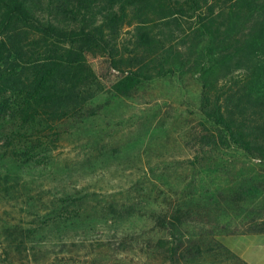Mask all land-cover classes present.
Segmentation results:
<instances>
[{"label": "trees", "instance_id": "obj_1", "mask_svg": "<svg viewBox=\"0 0 264 264\" xmlns=\"http://www.w3.org/2000/svg\"><path fill=\"white\" fill-rule=\"evenodd\" d=\"M258 17H264V0H0V97L17 98L10 107L0 105V264H54L55 256L33 252L45 234L58 237L98 217L115 223L116 216L135 210L130 200L152 195L149 188L135 190L134 199L107 194L99 187L102 176L90 181L94 189L62 188L52 201L38 190L66 174L72 161L62 157V148L72 139L83 147L86 169L114 149L105 127H84L97 113L92 102L101 92L85 55L94 48L115 55L110 66L117 76L109 87L114 99L130 98L143 83L205 60L202 120L187 132L194 160L212 164L236 151L264 163V72L249 59L264 53V26L245 27ZM159 23L174 30L163 40L149 39L150 27ZM131 26L132 41L118 49L116 34ZM234 57L238 65L231 69ZM165 204L155 214V229L163 234L155 247L173 261L180 249L175 233L197 207ZM193 246L197 253H228L212 236H198Z\"/></svg>", "mask_w": 264, "mask_h": 264}, {"label": "rangeland", "instance_id": "obj_2", "mask_svg": "<svg viewBox=\"0 0 264 264\" xmlns=\"http://www.w3.org/2000/svg\"><path fill=\"white\" fill-rule=\"evenodd\" d=\"M246 24V28L264 26V17ZM171 30L174 28L170 24L159 23L155 30L153 24L148 38L163 40ZM133 31L134 26L119 30L115 40L118 49L132 41ZM204 45L201 50H205ZM176 49L184 50L179 45ZM85 55L96 70L101 92L92 102L97 113L84 127H105L106 140L114 149L103 158L92 159L93 164L90 162L86 169L89 161L85 160L83 147L72 139L62 148V157L72 161L66 174H61V180L46 181L38 190H43V199L52 201L59 196L54 192L62 188L90 185L94 189L90 181L96 182L102 176L99 187L107 194L124 192L134 199L135 190L149 188L152 195L149 200H130L135 210L116 216L115 223L98 217L97 221H85L89 228H68L58 237L48 232L33 252L50 260L55 256L54 264H264V233L255 234L264 229V163L236 151L212 164L198 162L194 160L196 149L188 144L187 132L202 120L199 95L205 60L198 58L187 70L143 83L130 98L114 99L109 90L117 76L110 66L114 53L94 48ZM233 59L228 63L231 69L238 65V57ZM249 59L264 72V53H252ZM171 62L179 68L177 60ZM16 99L13 95L0 97V105L10 107ZM189 160L193 161L192 167L188 166ZM165 201L173 207H197L193 209L197 214L189 216L178 228L179 234L175 233L178 241L173 244L180 249L173 261L155 247L159 236H163L155 229V214L168 206ZM251 221L260 225L250 227ZM200 235L215 237L228 253H197L193 245ZM82 239H87L85 245L80 244Z\"/></svg>", "mask_w": 264, "mask_h": 264}]
</instances>
